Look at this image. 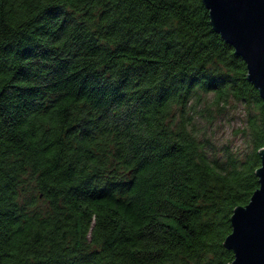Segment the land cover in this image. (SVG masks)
I'll return each instance as SVG.
<instances>
[{
	"label": "trees",
	"instance_id": "trees-1",
	"mask_svg": "<svg viewBox=\"0 0 264 264\" xmlns=\"http://www.w3.org/2000/svg\"><path fill=\"white\" fill-rule=\"evenodd\" d=\"M232 103L247 153L211 158L196 119ZM263 149L203 0H0V264H232Z\"/></svg>",
	"mask_w": 264,
	"mask_h": 264
},
{
	"label": "water",
	"instance_id": "water-1",
	"mask_svg": "<svg viewBox=\"0 0 264 264\" xmlns=\"http://www.w3.org/2000/svg\"><path fill=\"white\" fill-rule=\"evenodd\" d=\"M214 30L230 44L247 64L248 80L264 100V0H203ZM256 175L259 189L248 205L238 207L232 216V233L225 246L233 251L232 264H264V149ZM250 206V207H249ZM249 207L248 210H244ZM246 217L247 243L236 247L231 235L234 221ZM239 230V229H238Z\"/></svg>",
	"mask_w": 264,
	"mask_h": 264
},
{
	"label": "rangeland",
	"instance_id": "rangeland-1",
	"mask_svg": "<svg viewBox=\"0 0 264 264\" xmlns=\"http://www.w3.org/2000/svg\"><path fill=\"white\" fill-rule=\"evenodd\" d=\"M211 101V98L209 99ZM201 105L198 110L204 108ZM245 126V116L243 107L232 103L221 112L214 111L212 122L201 118L196 119V129L199 137L206 143L207 151L211 158H222L223 149L231 147L241 154L247 153V143L242 135L237 136V132ZM26 190L30 193L32 186L27 183Z\"/></svg>",
	"mask_w": 264,
	"mask_h": 264
},
{
	"label": "snow or ice",
	"instance_id": "snow-or-ice-1",
	"mask_svg": "<svg viewBox=\"0 0 264 264\" xmlns=\"http://www.w3.org/2000/svg\"><path fill=\"white\" fill-rule=\"evenodd\" d=\"M249 207L245 208L244 210H248ZM234 224L235 231L234 234L231 235V238L233 239V243L236 247L243 248L247 243L246 217L241 216L240 218H238V220L234 221Z\"/></svg>",
	"mask_w": 264,
	"mask_h": 264
}]
</instances>
